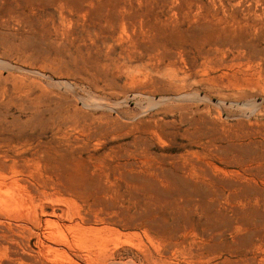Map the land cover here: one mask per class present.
I'll list each match as a JSON object with an SVG mask.
<instances>
[{
    "label": "rangeland",
    "instance_id": "374dc122",
    "mask_svg": "<svg viewBox=\"0 0 264 264\" xmlns=\"http://www.w3.org/2000/svg\"><path fill=\"white\" fill-rule=\"evenodd\" d=\"M263 36L264 0H0V264H264Z\"/></svg>",
    "mask_w": 264,
    "mask_h": 264
},
{
    "label": "bare ground",
    "instance_id": "6f19581e",
    "mask_svg": "<svg viewBox=\"0 0 264 264\" xmlns=\"http://www.w3.org/2000/svg\"><path fill=\"white\" fill-rule=\"evenodd\" d=\"M256 2H258V1H256ZM233 6V5H232ZM223 7V6H222ZM224 10V9H223ZM234 10V9H233ZM210 11H211V14L214 16V11H215V9H214V7H211L210 8ZM225 11V10H224ZM234 11H236V10H234ZM244 12V11H243ZM245 12H249V11H245ZM211 15V16H212ZM216 16V15H215ZM214 19L218 22V21H221V20H219L220 18L219 17H214ZM202 26V25H201ZM204 27V26H203ZM1 39V38H0ZM263 41H264V36H263ZM39 214V213H38ZM51 215V214H50ZM49 215V216H50ZM4 217V216H3ZM51 217V216H50ZM5 219V218H4ZM4 221V220H3ZM2 221V222H3ZM47 221H50V220H47ZM4 222H6V221H4ZM3 222V223H4ZM10 222V221H9ZM3 223H1V224H3ZM6 224V223H5ZM6 226V225H5ZM3 227V226H2ZM9 227V226H8ZM7 226H6V228H8ZM10 228V227H9ZM16 228V227H15ZM1 230H3V229H1ZM12 230V229H11ZM4 231V230H3ZM5 231H7V230H5ZM12 233V232H11ZM2 234V233H1ZM50 234V233H49ZM12 235V234H11ZM16 235V234H15ZM10 237V236H9ZM18 239V238H17ZM27 245V244H26ZM17 251V250H16ZM23 253V252H22ZM22 253H21V255H22ZM30 253V252H29ZM24 254H26V253H24ZM23 254V255H24ZM30 258V257H29ZM29 258H27V259H29Z\"/></svg>",
    "mask_w": 264,
    "mask_h": 264
}]
</instances>
